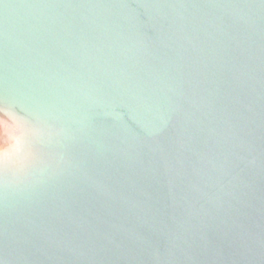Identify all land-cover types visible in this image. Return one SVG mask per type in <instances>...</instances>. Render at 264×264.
<instances>
[{"label":"water","instance_id":"1","mask_svg":"<svg viewBox=\"0 0 264 264\" xmlns=\"http://www.w3.org/2000/svg\"><path fill=\"white\" fill-rule=\"evenodd\" d=\"M0 264H264V0H0Z\"/></svg>","mask_w":264,"mask_h":264}]
</instances>
